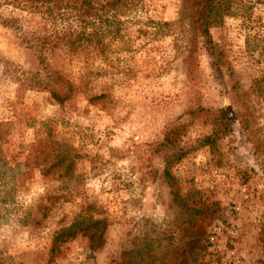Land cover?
Instances as JSON below:
<instances>
[{"label": "rangeland", "instance_id": "obj_1", "mask_svg": "<svg viewBox=\"0 0 264 264\" xmlns=\"http://www.w3.org/2000/svg\"><path fill=\"white\" fill-rule=\"evenodd\" d=\"M181 3L135 0L105 54H71L46 45L41 15L0 0V121L13 153L22 155L19 144L41 151L47 138L73 157L68 173L25 170L0 205V264H136L134 251L155 264H261L264 0H221L211 29L219 79L177 23ZM51 89L67 97L62 105ZM223 107L237 122L212 149L203 138ZM177 125L185 155L169 170L178 195L188 207L217 208L215 219L200 220V236H189L199 216L163 176L160 144ZM86 214L101 221V244L77 233L49 261L53 237Z\"/></svg>", "mask_w": 264, "mask_h": 264}, {"label": "trees", "instance_id": "obj_2", "mask_svg": "<svg viewBox=\"0 0 264 264\" xmlns=\"http://www.w3.org/2000/svg\"><path fill=\"white\" fill-rule=\"evenodd\" d=\"M135 0H10V3L24 11L39 14L47 28H50L48 35L43 37L46 45L51 48H61L68 53H99L105 54L108 47L107 39L119 33L120 18L126 14L127 6ZM221 0H182L177 23L185 24L192 34L193 42L201 43L205 49L214 77H221V55L217 50L211 29L221 19ZM156 25L169 26L171 23L159 21ZM113 26V29H112ZM195 40V41H194ZM51 98L62 105L67 97H61L57 89L50 90ZM235 115L227 108H219L213 112L212 131L203 138V144L214 149L226 137L234 133L236 125ZM9 123L0 121V205L7 203L8 197L14 194L18 180L24 175L25 170L36 167L44 174L52 170H64L68 173L73 163L72 150L65 144L46 140L43 150L35 149V144L18 145L22 155L13 153V148L7 137V126ZM43 125H47L43 122ZM181 125L170 128L164 133L163 141L160 144L162 159L165 164L164 178L168 185L174 189V195L179 204L199 216L189 222V236H200L204 233L201 230L200 222L205 216L216 218L215 207L204 205L198 209L189 206L178 195V179L170 173V167L181 160L185 155L183 148L179 145L181 136ZM41 142V141H37ZM35 149V150H33ZM12 151V153H11ZM21 159V160H18ZM13 198V197H11ZM191 218V219H192ZM101 221L90 214L84 215L80 220L71 223L68 228L63 229L52 239L49 249V261H52L58 254L60 246L66 239L77 233H87L92 242L101 244L103 229ZM201 230V231H200ZM264 247V243H263ZM146 252V251H145ZM135 263L155 264V257L147 253L148 260H141L140 251H134ZM142 262V263H141ZM261 264H264V256Z\"/></svg>", "mask_w": 264, "mask_h": 264}]
</instances>
